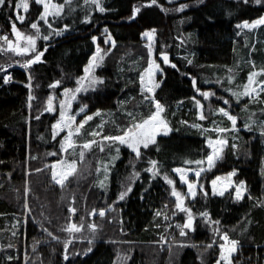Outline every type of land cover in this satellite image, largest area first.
<instances>
[{
	"label": "trees",
	"instance_id": "16d2710c",
	"mask_svg": "<svg viewBox=\"0 0 264 264\" xmlns=\"http://www.w3.org/2000/svg\"><path fill=\"white\" fill-rule=\"evenodd\" d=\"M181 4L188 5L182 12L176 10ZM102 6L106 11L99 12L84 0H73V11L66 8L62 18H50L53 28H63L67 24L69 29L59 36L53 34L48 41H38V48L43 50L46 47L47 51L42 62L28 69L32 76L31 89L28 87V74L23 70H14L13 81L9 84H4L3 74H0V264H25L24 251L30 254L26 264H117V255L125 249L108 241L115 234L135 242L132 248L127 249L130 256L127 264H216L219 247L213 244L212 248H207L209 243L221 240V236L214 232L216 227L221 234L227 232L242 242L264 245V206L258 203L264 202L263 136L257 131L242 129L243 146L233 149L230 145L211 169L207 168L206 161L200 166L205 169L200 176L203 189L199 188L195 199H189L185 204L194 215L195 230L185 229V236L172 231L174 241L185 244L176 251L162 253L158 258L156 253L149 255L140 246L143 242L159 240L157 233L163 229L156 228L161 220L156 213L165 203L183 220L186 215L175 208L171 186L163 176L153 178L151 172L145 171L150 167L149 159L157 160L161 171L167 172L178 187L179 177L171 169H195V164L185 166L183 161L203 159L210 154L206 143L208 135L202 127L191 126L200 121L197 107L191 109L194 104L192 97L199 96L191 80L195 77L197 87L203 90L207 86L206 74L211 72L210 68H217L223 74L224 68L237 66L240 71L233 76L238 85L233 88L240 90L237 86L242 85L252 71L248 65L250 58L254 59L256 67H264V27L259 28L258 41L254 45L243 46L236 40L237 25L264 16V2L256 4L254 0H248L245 4L243 0H203L200 3L199 0H182L172 3L157 0L156 4L148 6V0H102ZM135 7H139L140 12L133 18ZM40 11L42 8L30 0L29 13L23 24L17 21V27L26 33L32 32L28 25L37 19ZM86 15L90 17V23L84 22ZM9 17L15 20L11 8L0 9V28L9 39H14ZM40 24L42 32L47 34L46 25L43 22ZM105 29L116 43L94 71L103 83L97 84L94 90L82 91L74 107L87 105L88 113L100 110L105 115H123L124 109L133 108L137 119L154 111L150 102L144 103L140 93V75L148 62L142 33L155 29L156 58L161 61L160 53H167L170 62L176 65L172 68L170 64L163 63V74L159 75L160 87L155 91V97L165 107L164 115L172 131L167 135H158L156 145L141 148L139 159L128 147H121L122 157L112 172L111 187L106 195L110 204L116 202L118 217L112 215V221L108 222L109 216L104 221L95 216V222L106 227L97 230L92 251L83 255L90 245L80 237L89 235L76 233L68 248L69 260L65 261L64 241L69 238V233L62 229L69 222L80 221L82 207L78 203L82 202L83 196L81 173L92 171L96 175L97 172L79 163L77 174L65 182L63 188L52 180L51 168L46 165L54 164L64 155L60 152L64 133L52 138V125L58 113L44 109L50 95L60 98L65 87L77 86L76 80L84 76L83 69L97 45L106 52L111 47L103 43ZM93 36L98 38L96 42L91 39ZM183 37L186 38L181 40ZM25 58L11 52H0V65L22 64ZM189 59L192 64L187 63ZM57 80L61 81V85L50 88L49 85ZM30 94L34 97L31 101ZM132 95L134 97L131 98ZM247 100L243 97L230 109L239 115L240 121L251 112V107L258 109ZM245 101L247 107L241 108L240 103ZM139 102L141 109L138 108ZM262 102L259 101V104ZM262 109L264 111V106ZM37 116L39 119H36ZM185 121L187 123H183ZM95 165H100L99 160ZM233 169L237 170L236 181L246 182L247 193L243 200H236L233 190L223 196L212 192L211 181L218 174H227ZM137 172L139 176L134 175ZM30 185V205L35 221L31 218L25 221L23 217L24 189ZM129 186L131 191L123 200L118 199L119 193ZM202 191L208 195H202ZM100 193L103 195L105 191ZM73 197L77 212L75 216H70L68 208L73 205ZM99 205L102 206L100 203L95 206ZM205 211L210 214L211 221L218 220L219 225L201 217L200 213ZM120 220L123 221V231L117 227L113 232V227L109 226L117 222V225L121 224ZM44 229L62 240L51 239ZM47 240L49 242L45 243ZM37 245L40 246L34 250ZM263 250L260 247L258 253ZM9 256L13 259L9 260ZM242 260L237 257L236 264L250 263L249 260Z\"/></svg>",
	"mask_w": 264,
	"mask_h": 264
},
{
	"label": "snow or ice",
	"instance_id": "6c2138e0",
	"mask_svg": "<svg viewBox=\"0 0 264 264\" xmlns=\"http://www.w3.org/2000/svg\"><path fill=\"white\" fill-rule=\"evenodd\" d=\"M86 4L93 5L99 12L106 11L105 7L102 6V0H84ZM200 3H203V0H199ZM256 4H261L264 2V0H254ZM34 3L42 8V11L38 13V17L36 20L32 21L28 27L33 30L32 32L26 33L25 31H22L20 28L17 27V21L20 24H23L26 19V14L29 13L30 10V0H0V9L3 8H11L13 12L15 13V20H12L11 17H9V20L11 22V33L14 36V39H9V36L7 34L0 35V52H11L16 54L17 56L26 57L21 66L25 69H30L32 65L42 62V57L44 56V53L47 51V48L45 47L43 50L38 48L37 43L39 40L48 41L51 39V36L54 35H62L63 32L67 31L69 29V25L65 24L63 28H53L52 23L50 22V18L52 20H55L57 18H62L63 14L65 13V9L67 8L69 11H73V0H34ZM157 3V0H148V6L154 5ZM243 3H248V0H243ZM188 5L181 4L177 11H183ZM140 12L139 7H135L133 9V18L137 13ZM40 22H43L44 25L47 27V34L45 32H42L41 30V24ZM85 23H90L91 19L88 15L84 18ZM264 25V16L249 22L244 21L242 24L237 25L238 28H247V29H255L258 26ZM155 29L146 30L142 33L144 37H146L149 41L147 48H148V66L146 69H144V72L140 75V85H141V92L142 94L144 92H147L150 95H145L144 99L149 100V102L152 104L154 111H151L150 114L147 115V117H142L137 119V116L133 114L132 112L127 113V115L130 117V123L128 126L124 128L119 129V134L117 135H103V122L99 125H97L96 129H93L92 131L87 133L88 137H91L89 139H84L82 142L78 143V140L80 137L84 135V128L85 125L93 120L94 116H100V110H97L92 115H89L85 113L83 119H81L79 122H77V115L81 112H85V109L87 105H82L79 109V112L76 114H72V103L77 99V96L82 91H87L89 88L95 89V86L97 84H102L103 80L92 75L94 72V69L98 67L104 60L105 56L108 54V52L111 51V48L115 47V40L112 38L111 34L108 33L107 29H105V39L103 41L104 44H108L111 47L107 50V52L100 48L99 45L96 47L95 53L90 58L88 64L84 67V76L77 78L76 80V87L75 88H68L65 87L63 89V99H60L58 102L59 105V118L56 120V122L52 125V138L55 139L57 135H59L62 132H65L66 135H64L63 139L60 142V152L64 155L61 156L60 159H58L54 164L52 165H46V167L51 168V178L52 180L61 186V188L64 187L65 182L69 179V177H73L77 174L78 171V162H83L85 159L86 152H91L93 149V146H96L99 148L101 152L105 150V147H111L112 143L118 142L120 145H126L129 147L132 152L135 154L136 158L141 157V148L148 149L150 145H156L157 144V136L163 133L164 135H167L171 129L169 128V125L165 119L162 118V113L165 111V107L160 103L159 100L155 98V89L160 87V84L158 82H155L154 77L157 72H159L161 75L163 74V69L160 67V64L157 63L156 58L153 54V41L155 39ZM93 42L97 41V37L93 36L91 38ZM161 62L164 64H170L172 68H176L175 64H172L169 60V56L167 53L161 52L160 53ZM17 63H21L20 61H17ZM188 64H192V60H187ZM252 66V71H250L247 75V82L243 85L237 86L240 90H233L231 88L226 89V91L231 92L232 96L236 98V102L239 103L240 99L243 97H248L250 99H255L256 97H259L262 92H264V79H258L259 77H264V67H260L259 69L256 68L255 62H250ZM9 67H12L11 64L5 66L0 65V72L7 73V69ZM229 76H228V82L231 84L234 81V76L232 75L233 69L229 68L227 69ZM11 79L10 75H5L3 77V80L5 83H8ZM29 84L28 87L31 89L32 84V76L29 73L28 75ZM191 83L193 85V88L195 91L205 100L210 99L211 97L216 96V93L209 90V91H202L199 87H197V80L195 77L192 78ZM217 83H220L219 80H217ZM61 85V81L57 80L49 85L50 88H58ZM34 99V97L30 94L29 95V101ZM56 98L54 96H49L47 99V106L45 107L44 111L46 112H54L57 111L56 106L54 105V100ZM192 100L194 101L197 109H198V119L203 121L207 119V116L204 113V104L201 103V100L196 99L195 96L192 97ZM225 105L229 104V100L225 99L223 101ZM31 105L29 104V107ZM247 105H245V108ZM211 111V109H210ZM219 114H222L224 117L227 118L228 121L231 123V127H219L214 126L211 130L209 129H203V131L208 132L212 131L217 133V138L213 139L211 136H209L206 140L208 148L211 150L210 154L206 155L205 158L199 159V160H184L183 163L185 166L195 164L197 167L195 169L190 167H176L174 169H171V171L179 176V180L183 185L187 186V193L182 194L181 192L176 190V182L169 177L167 172H162L161 167L159 165V162L155 159H149L148 163L150 165L149 168L145 169L147 172H151L153 174V178H155L157 175H162L163 179L167 182L168 185L171 186V195L175 197V208L178 209L180 212H183L186 214L187 219L186 222L181 225L177 224L176 227L180 229V235L185 236L187 233L185 229L194 231V215L192 213L191 208L187 207L185 205V199L191 198L195 199L197 195L196 189L199 187L200 189H203V185L199 184L198 179L196 180H189L188 175L190 172H194V175L196 178H199L202 171H205L203 167H200L201 165L205 164V161L207 162V168L211 169L216 160H219L222 158V154L224 151V148L228 146L229 140L228 138L223 135L226 133H230L233 131H238L236 125H237V116L231 114L225 107H219L216 110ZM36 119H39V116L36 117ZM183 123H187L186 121ZM254 123V121H253ZM215 124V122H214ZM194 128H200V124H193L191 125ZM246 128H249L251 130V125L246 123ZM261 135L264 136V125L261 126ZM99 137V139H97ZM105 141L110 142L108 145H105ZM231 147L233 149L237 148L236 144H232ZM79 149V151H77ZM159 150L157 146V151ZM117 155L119 153V148L117 147L115 149ZM51 155H57V153H51ZM117 157H112V159H116ZM105 162H100V166L96 168V172L100 173L101 168H103L105 179H107V174L110 171L109 164ZM35 171L39 172L41 169H35ZM30 174V173H29ZM264 174V172H262ZM135 176H139V173H134ZM237 175V170L233 169L231 172L227 173L226 176H216L215 179L211 181L212 185V192L213 194H218L220 196H223L226 191L229 189H233L234 191V198L236 200H243L245 193L247 192V186L246 182L243 180L239 181H233V177ZM218 182L222 183V187L220 189H217ZM99 185L101 187L104 186V180L98 181ZM30 191V189H26V192ZM131 191V187L129 186L125 191H122L119 193L118 199L123 200L125 196L128 194V192ZM202 195L207 196L208 193L206 191H202ZM261 203V206H264V202H258ZM72 204H75V197L72 199ZM25 207L27 208V204H25ZM107 210H115L111 205L108 206ZM30 212L31 209H28ZM68 212L70 213V216H75L77 209L74 206H70L68 208ZM90 217L99 216L103 218L106 215V209L100 208L96 209L93 208L91 212L88 213ZM157 216H160L161 213L158 211L156 213ZM200 216L205 218L206 220L210 221L211 223L215 225H219V221H211L210 214L205 211L200 213ZM164 219L167 220L168 216L164 215ZM111 222V221H110ZM119 223L123 224V221L120 220ZM41 227H43L41 225ZM159 227V225H157ZM170 228L171 225H168ZM87 228L89 230V236L83 237L81 236V239H87L88 244L90 245L84 252L83 255H87L89 252L92 251L91 245L94 243V241L97 238V229L98 225L94 222H90L87 225ZM85 229V224L83 223V217H81V222L79 224L74 222H69L65 228L62 229V231H65L69 233V239L64 241V260H69V253L68 248L69 245L72 244L73 239L76 237L74 234L76 233H82ZM44 231H47V229H44ZM121 231L123 229L121 228ZM214 232L217 235L221 236L222 243H219V258L216 261V264H221V262H224V264H233L232 262V256L234 253L237 252L238 247L240 246V241L236 239L230 238L227 232L220 233V230L218 227L214 228ZM15 234V233H13ZM49 235H52L49 233ZM55 239H59V237H54ZM160 242H166V238L161 236ZM209 243L207 245V248H212L213 244ZM11 246V245H9ZM35 250V246H34ZM80 253H73V255H79ZM9 260L13 259V257L9 256ZM130 259V256H121L120 254L117 255V260H123L126 261ZM27 261V257H26Z\"/></svg>",
	"mask_w": 264,
	"mask_h": 264
},
{
	"label": "rangeland",
	"instance_id": "374dc122",
	"mask_svg": "<svg viewBox=\"0 0 264 264\" xmlns=\"http://www.w3.org/2000/svg\"><path fill=\"white\" fill-rule=\"evenodd\" d=\"M168 1L172 2V3H174V2L178 3V2H180L182 0H168ZM262 27H264V25L258 26L255 29L238 28L237 36H236L237 42L240 43L243 46L244 45H254L258 41V36H257L258 35V30H259V28H262ZM103 34H105V32ZM185 38L186 37H183V38H181V40L185 39ZM143 41H144V45H145V48L147 49V54H148L147 45H148L149 41L144 36H143ZM155 43H156V34H155V39L153 41V54H154V57L156 58V45H155ZM252 49H253V47H252ZM159 58L161 59L160 56H159ZM148 60H149V56H148ZM156 61H157V63L160 64V67L163 69V63L160 60H158L157 58H156ZM248 62H249V64L248 63L247 64L249 66H251L250 62H255V61H254L253 58L252 59L250 58V60ZM242 65H243V62H242ZM147 66H148V62H147ZM147 66L145 67V69L147 68ZM229 68L233 69L232 75L238 74V72L240 71V70H237V68H238L237 66H234L233 68L232 67H229ZM229 68H224V72L225 73H223V74L218 72L217 68H210L211 72H208L206 74V84H207V86H204L202 91L211 90V91L216 93V96L211 97L208 100L203 99L200 95L196 97V99L201 100V103L204 104V113L207 116L206 120H203V121L200 120L199 121V124L201 125V127L203 129L211 130L214 126L229 127V128L231 127L230 121H228L226 117H224L222 114H219L216 111L219 107H225L231 114L236 115L237 118H238L237 119V125H236L238 131H233V132H230V133L223 134L229 140V144H228V146H226L224 148L223 154L229 148V146L232 145L233 143L237 145L236 149H239L241 147V145L243 146L244 139L241 137L240 131L242 129H244L246 131L247 130L249 131V128L245 127L246 123L251 125V130L250 131H257L258 133H260V135H261V126L264 125V111L262 109V107L264 106V102H262L264 100V97H263V93L264 92H262L260 94V96L256 97L255 99H250V98L247 97L248 98L247 101L253 102V104L255 106H257L258 109H255V108L251 107L249 109L251 112H249L247 114L246 118L243 117L241 121H240L239 115L234 114V113H232L230 111V109H232L233 105L236 103V98L232 96L231 92L226 91V89L231 88V89L235 90L233 88V86L234 85H238V84L236 83L235 79H234V81L231 84L228 82L229 73H228L227 69H229ZM251 68H252V66H251ZM256 68L259 69L258 67H256ZM96 69H97V67L94 69V71ZM92 75L96 76L94 72L92 73ZM159 75H160V73L157 72L155 77H154L155 82L160 83ZM258 79H264V78L263 77H259ZM217 80H219L220 83H217ZM246 82H247V78L245 79L244 83H241V84L243 85ZM155 91H156V89H155ZM140 93H141V95L143 97L145 95H150L147 92H144L142 94L141 85H140ZM132 97H134V96L132 95L131 98ZM55 98L56 99L54 100V105L57 108V113H58V118H59V105H58V102H59L60 99H63V95L60 98H57V97H55ZM131 98H130V100H131ZM225 99L229 100V104L228 105H225L223 103V101ZM130 100H127L128 103H130ZM75 101H73V103H72V110H71L72 114H76L77 112H79V109L81 107V106H78V108H75L74 107ZM259 101L262 102L261 105L259 104ZM145 102L148 104L149 100L144 99V103ZM140 104H141V102H139V106H138L139 109L142 108L140 106ZM240 105H241V108H245L246 101H245V103L241 102ZM194 107H196L195 103L193 104V106H191V109H194ZM132 109H128V110L124 109L123 110V113H124L123 115H115V114L105 115V114H103L100 111V113H101L100 116H94L93 120L89 121L85 125V128L83 130L84 135L79 138L78 143L82 142L84 139L91 138V137L87 136V133L92 131L93 129H96L97 125L101 124L102 122H103V132H102L103 135H117V134H119V129L128 126L129 123H130V117L127 115V113L132 112L133 114H135V111L132 110ZM210 109H211V111H210ZM85 113H87L89 115L93 114V113H88L87 112V107H86L85 112H81V113H79V115H77V117H76L77 118V122H79L81 119H83ZM162 118L167 121V123L169 125V128L172 131V128H171V125H170V123L168 121V118L164 115V113H162ZM253 121H254V123H253ZM214 122H215V124H214ZM62 133H64V135H66V130H65V132H62ZM62 133H60V134H62ZM205 133L208 135V137L211 136L213 139H216L217 135H218L217 133L212 132V131H208V132H205ZM161 134H163V133H161ZM97 139H99V137H97ZM104 143H105V145H108L110 142L105 141ZM261 145L263 147V152H264V136L262 138ZM122 146L127 147L126 145H120L118 142H115V143L111 144V147H107L106 146L105 150L103 152H101L98 147L93 146V149H92L91 152H86L84 161L83 162H78V164L79 163L80 164L83 163L84 166L87 169L91 168V169H95L96 170V168L98 166H100V165H95L97 160H99V162H105V163H108L109 161H111V163L109 164L110 171L107 174V179H105V174H104L103 168H101V172L97 173L96 175L94 173H92V171L81 173V176H82L81 188H82V195L83 196H82V202L78 203L82 207L81 208V216H80V219H79L80 221H73L74 223L79 224L81 222V217H83V223L85 224V229H84V231L82 233H79L81 235H83V234L84 235H89V230L87 228L88 223H86L87 220L89 221V223L90 222H94L95 224H97L98 225V229L106 227L104 225L96 223L95 222V217H90L88 215V213L91 212V210L93 208H96V209L105 208L106 209V215L102 218V221H104L105 217H107V216H109L108 222L112 221V217H111L112 215H115L116 217H118V211L115 208V203L116 202L110 204L108 202V199H107L106 195L108 194L109 188L111 187V175H112V172L115 170V168L117 167L118 161L122 157V152H121V147ZM117 147L119 148L118 155H117V153L115 151V149ZM128 149L131 150L129 147H128ZM77 151H79V149H77ZM223 154H222V156H223ZM112 157H117V158L113 160ZM220 160L221 159L216 160L214 166ZM263 169H264V159H263ZM202 173H203V171L201 172V174ZM226 175L227 174H218L217 176L223 177V176H226ZM71 178L72 177H69V179H71ZM188 178H189V180L198 179L199 184H200V177L196 178L195 175H194V172H190L189 175H188ZM69 179L67 181H69ZM232 179H233V181H236L235 177H233ZM99 180H104V186L103 187H101L99 185V183H98ZM211 187H212V185H211ZM221 187H222V183L218 182L217 189H220ZM26 189H30V191L26 192ZM96 190H98V195H97V191ZM176 190L181 192L182 194H185V193H187V186L183 185L181 182H179V186L176 187ZM198 190H199V187L196 189V191L198 192ZM230 190H233V189H229L228 191H230ZM102 191H105V193L103 195H102V193H100ZM228 191H226L224 194H226ZM30 193H31V185L29 187L27 186V188L24 189V195L26 196V198H25V203H24L23 217H24L25 221H27L28 218H31V219L34 220L33 213H32V208H31V205H30ZM170 193H171V189H170ZM217 195H219L218 192H217ZM171 197L175 200V197H173L172 195H171ZM97 199H99V203L102 204L103 207L100 206V205H99V207L95 206V205L99 204V203H97ZM189 199H191V198H186L185 199V202H186L185 204H187V201ZM25 204H27V208L25 207ZM109 205H111L115 210L114 211L113 210H107ZM72 206L75 207V205H72ZM28 209H31V211L29 212ZM159 212L161 213V215L158 216V217H161V220L157 222L158 223L157 225H159V227H157V225H156V228L163 229V231H160V232L157 233V236H158L159 240L151 241V242H143L140 245L141 248L143 247V250L146 253H148L149 255L154 256V254L156 253L157 254V256H156L157 258L159 256H162V253L167 252V251H172V250L176 251V250H178L179 247H182L185 244L184 242L174 241V239H173L174 237L172 236V231L180 232V229H178L176 227V225L177 224L183 225L186 222V219H187V216L184 215L183 218L185 217V219L183 220L182 216H179L176 213H174L168 207V204H166V203L160 209ZM164 215L168 216L167 220L164 219ZM117 223L115 225L109 226L110 228L113 227V229H112L113 232L116 231L117 227H119V230L121 231L122 224H118L117 225ZM168 225H171V227L169 228ZM44 232L47 235H49V233H50L48 231H44ZM49 236L52 237L51 239L56 240V241L62 240V238H60V237H59V239H55L54 238V237H58V236H54V235H49ZM161 236L166 238V242L158 243V241H161ZM119 237H118V234H115V235H113V237H110L108 241L111 242L112 244L116 245L118 248H122L123 250L125 249L124 252L123 251L119 252V254L121 256H129L127 254V249L129 247L132 248L134 246L135 242H130L128 240H124L123 238H119ZM230 238L236 239V238H233L231 236H230ZM83 240L87 241V239H83ZM236 240H238V239H236ZM238 241H240V240H238ZM48 242H49L48 240L45 241V243H48ZM94 242H96V240ZM222 242L223 241L220 240V242L214 243V246L218 247L219 243H222ZM240 243L249 244V245L252 244V243H247V242H242V241H240ZM0 244H1V241H0ZM254 244H256V243H254ZM39 246L40 245H37L35 250ZM262 248L264 249V245H262ZM263 252H264V250H263ZM263 252H262L260 260L257 262V264H264V253ZM24 257H25V264H26V262H28L30 254H28V253H26V251H24ZM26 257H27V261H26ZM237 257H241L243 259L242 261L249 260V259H246L243 256H240V255L235 256V254H233V256H232L233 264H236ZM127 262H128V260H126V261L117 260V264H127ZM221 264H224V262H221ZM248 264H252V263H248Z\"/></svg>",
	"mask_w": 264,
	"mask_h": 264
},
{
	"label": "built area",
	"instance_id": "2783aa9c",
	"mask_svg": "<svg viewBox=\"0 0 264 264\" xmlns=\"http://www.w3.org/2000/svg\"><path fill=\"white\" fill-rule=\"evenodd\" d=\"M4 34H7L5 32L2 31V29L0 28V35H4ZM8 35V34H7ZM9 65V64H8ZM12 67H9L7 69V73L5 72H0V74H3V77L7 74V75H10L11 76V79L9 80L8 83H5L4 84H9L13 81V71L16 70V69H20V70H23L25 71L28 75H29V70L28 69H25L21 66V64H16V63H13L11 64ZM7 66V65H5ZM32 82V81H31ZM262 248V245L260 244H251V245H247V244H243V243H240V246L238 247V250L235 254V256L237 255H240V256H243L245 257L246 259H249L250 263L252 264H257V262L260 260V257L262 255V253H258V249L259 248ZM254 251L255 254L252 253V251ZM247 252H249L248 254H246Z\"/></svg>",
	"mask_w": 264,
	"mask_h": 264
}]
</instances>
